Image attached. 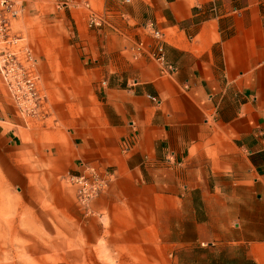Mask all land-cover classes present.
I'll use <instances>...</instances> for the list:
<instances>
[{
  "label": "crops",
  "instance_id": "obj_1",
  "mask_svg": "<svg viewBox=\"0 0 264 264\" xmlns=\"http://www.w3.org/2000/svg\"><path fill=\"white\" fill-rule=\"evenodd\" d=\"M31 7L44 98L21 116L0 81V180L30 199L53 185L73 264H99L95 249L121 264H264V0ZM90 10L101 24L87 25ZM67 26L72 40L51 37ZM158 43L162 62L149 54ZM81 161L105 184L71 207L58 184Z\"/></svg>",
  "mask_w": 264,
  "mask_h": 264
},
{
  "label": "rangeland",
  "instance_id": "obj_2",
  "mask_svg": "<svg viewBox=\"0 0 264 264\" xmlns=\"http://www.w3.org/2000/svg\"><path fill=\"white\" fill-rule=\"evenodd\" d=\"M20 1L22 12L20 16L11 20V32L26 37L33 48L38 64L42 57V47H45V33H42V29L37 32L31 28L33 21L28 15L34 9L31 7L33 0ZM45 9H51V5ZM99 24H101V20ZM93 25L98 24L88 26ZM71 30L72 27L67 26V32L64 34L54 33L51 37L55 41L63 39L70 41L73 39ZM58 186L63 190V195L73 193L72 202L69 204L73 207L76 201L73 184L65 178L59 181ZM52 187V184L40 186L38 189L41 193L35 195L34 199H30L27 197L25 189L6 186L0 180V221L3 234L7 236L13 234L12 242L8 241L10 236L2 237V239L0 237V264H73V257L70 253L74 248V241L72 239L58 241L57 221L60 218L56 210H50L52 204L49 200L51 196L58 197V195L47 193V189ZM54 212L55 215L52 214ZM68 221H72V217H69ZM40 222H43L44 226H41ZM61 237L64 238V235L62 234ZM94 253V260L99 264H121L119 259L114 256L118 255V251L95 249ZM136 259L135 256H132L129 260L136 262ZM85 264H90V259Z\"/></svg>",
  "mask_w": 264,
  "mask_h": 264
},
{
  "label": "built area",
  "instance_id": "obj_3",
  "mask_svg": "<svg viewBox=\"0 0 264 264\" xmlns=\"http://www.w3.org/2000/svg\"><path fill=\"white\" fill-rule=\"evenodd\" d=\"M21 12L20 0H0V81L15 111L21 116H31L37 113L44 95L40 92L37 57L31 44L23 35L11 32V20L20 16ZM100 20L101 17L95 12H88V25L99 24ZM147 24L152 26L151 22ZM152 35L160 41L163 33L157 28H152ZM142 48V42L137 41L133 51L140 54ZM151 50V56L161 62L164 60L159 43ZM165 66L172 69L171 65ZM80 165L81 170L68 174L67 179L74 186L76 202L86 206L89 199L104 186L105 179L87 162L81 161Z\"/></svg>",
  "mask_w": 264,
  "mask_h": 264
}]
</instances>
